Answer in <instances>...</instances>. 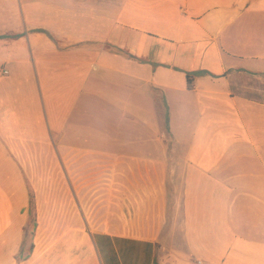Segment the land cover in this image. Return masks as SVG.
Here are the masks:
<instances>
[{
	"label": "crops",
	"instance_id": "obj_1",
	"mask_svg": "<svg viewBox=\"0 0 264 264\" xmlns=\"http://www.w3.org/2000/svg\"><path fill=\"white\" fill-rule=\"evenodd\" d=\"M0 69V264H264V0H0Z\"/></svg>",
	"mask_w": 264,
	"mask_h": 264
},
{
	"label": "built area",
	"instance_id": "obj_2",
	"mask_svg": "<svg viewBox=\"0 0 264 264\" xmlns=\"http://www.w3.org/2000/svg\"><path fill=\"white\" fill-rule=\"evenodd\" d=\"M7 72H8L7 70L3 71V73H7ZM237 83L243 87L252 88V89L259 90V91H264V83H261V82H256V81L248 80V79H241V80H237Z\"/></svg>",
	"mask_w": 264,
	"mask_h": 264
},
{
	"label": "rangeland",
	"instance_id": "obj_3",
	"mask_svg": "<svg viewBox=\"0 0 264 264\" xmlns=\"http://www.w3.org/2000/svg\"><path fill=\"white\" fill-rule=\"evenodd\" d=\"M1 70V69H0ZM27 241H30L34 233V223L30 220L27 224Z\"/></svg>",
	"mask_w": 264,
	"mask_h": 264
},
{
	"label": "trees",
	"instance_id": "obj_4",
	"mask_svg": "<svg viewBox=\"0 0 264 264\" xmlns=\"http://www.w3.org/2000/svg\"><path fill=\"white\" fill-rule=\"evenodd\" d=\"M187 78H188L189 85H190V83H191V77L188 75ZM32 202H33V201H32V196H31V205H32ZM27 233H28V232H27ZM22 253H23V252L21 251V255H22ZM25 257H26V256H25Z\"/></svg>",
	"mask_w": 264,
	"mask_h": 264
}]
</instances>
